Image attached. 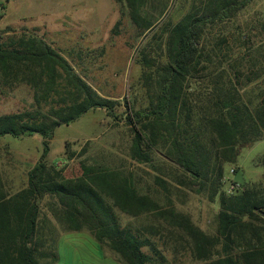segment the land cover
I'll return each mask as SVG.
<instances>
[{
	"label": "trees",
	"instance_id": "1",
	"mask_svg": "<svg viewBox=\"0 0 264 264\" xmlns=\"http://www.w3.org/2000/svg\"><path fill=\"white\" fill-rule=\"evenodd\" d=\"M115 1L143 38L136 53L139 91L125 106L133 130L130 157L148 163L157 153L189 185L217 200L216 233L208 236L188 217L138 194L131 175L81 164V176L67 177L47 163L56 128L92 110L112 116L119 104L98 95L44 40L21 34L0 42V71L32 90L35 108L0 115V139L38 135L42 152L25 188L12 195L0 190V264H38L39 257L48 258L38 251L37 236L38 202L45 196L54 200L51 211L64 231H88L124 264L168 261L147 239L121 227L118 214L163 218L183 233L200 264H264V187L246 185L228 196L222 182L224 167L236 164L240 150L264 140V99L255 100L248 89L260 74L251 71L250 54L230 59L226 38L213 40L207 33L254 0H188L175 23L164 18L169 0ZM239 42L244 43L242 36ZM259 164L264 168V155ZM155 181L164 184L158 177ZM145 246L151 254L141 251Z\"/></svg>",
	"mask_w": 264,
	"mask_h": 264
},
{
	"label": "rangeland",
	"instance_id": "2",
	"mask_svg": "<svg viewBox=\"0 0 264 264\" xmlns=\"http://www.w3.org/2000/svg\"><path fill=\"white\" fill-rule=\"evenodd\" d=\"M187 8L188 0H169L164 18L175 23ZM0 14L3 15L0 42L17 40L21 34L40 36L98 95L119 104L112 115L115 118L104 110H94L67 126L56 128L49 142L47 163L60 162L56 165L67 177L81 176V164L131 175L138 194L149 196L162 210L188 217L203 233L214 236L219 211L217 200H209L205 191L189 185L177 167L157 153L151 154L148 163L130 157L133 130L126 122L125 106L131 105L139 91L142 71L136 53L143 38L138 37L123 4L115 0H0ZM207 33L213 40L218 36L226 38L232 49L230 59L239 61L244 54H250L251 71L259 73L260 78L248 89L255 100L262 101L264 0H254L236 18L208 28ZM241 36L244 43L239 42ZM243 65L247 68L248 62ZM11 79L0 71V115L33 110L32 90ZM41 142L38 135L0 139L2 192L12 195L26 187V172L38 161ZM262 155L264 140L243 147L236 164L224 167L223 190L228 183H237L242 188L258 184L264 187V168L259 164ZM156 177L164 182L162 186L156 183ZM53 206L55 202L48 196L38 202V250L48 255V258L39 257L38 264H48L55 252L68 249L72 241L67 234H60L54 246L50 234L64 230L51 216ZM118 216L121 227L147 239L168 264H200L194 260L192 246L183 233L166 224L163 218L156 214ZM141 251L151 254L148 246Z\"/></svg>",
	"mask_w": 264,
	"mask_h": 264
},
{
	"label": "crops",
	"instance_id": "3",
	"mask_svg": "<svg viewBox=\"0 0 264 264\" xmlns=\"http://www.w3.org/2000/svg\"><path fill=\"white\" fill-rule=\"evenodd\" d=\"M33 36L42 39L38 35H33ZM58 163L60 162H57L56 164ZM32 168L33 166L27 170L26 175ZM51 216L54 218L56 222H58L56 218L53 216L52 211H51ZM60 234H67L68 236H70V239L72 241L70 242V247L68 249L55 252L53 258L50 259V261L52 260V264H124L123 262L120 261L117 255H115L105 246L98 243L94 239L93 235L86 230L61 231L57 234L51 233L50 236L54 239V246H55V241L57 240ZM50 261L48 264L51 263Z\"/></svg>",
	"mask_w": 264,
	"mask_h": 264
},
{
	"label": "built area",
	"instance_id": "4",
	"mask_svg": "<svg viewBox=\"0 0 264 264\" xmlns=\"http://www.w3.org/2000/svg\"><path fill=\"white\" fill-rule=\"evenodd\" d=\"M230 173L233 174V170H230ZM243 191V188L237 183H228L225 189V194L228 196H232L237 194L238 192Z\"/></svg>",
	"mask_w": 264,
	"mask_h": 264
}]
</instances>
